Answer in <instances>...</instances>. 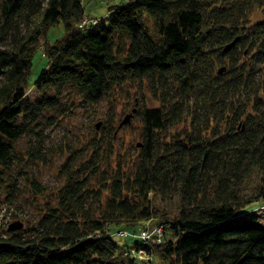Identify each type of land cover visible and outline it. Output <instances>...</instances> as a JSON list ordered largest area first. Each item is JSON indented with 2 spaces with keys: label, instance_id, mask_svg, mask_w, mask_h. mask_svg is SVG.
<instances>
[{
  "label": "trees",
  "instance_id": "obj_1",
  "mask_svg": "<svg viewBox=\"0 0 264 264\" xmlns=\"http://www.w3.org/2000/svg\"><path fill=\"white\" fill-rule=\"evenodd\" d=\"M109 11L84 24L83 0H0L1 208L20 201V181L35 200L47 191L28 166L49 161L53 113L77 105L63 108L66 91L85 108L114 107L115 90L132 83L161 102L148 107L136 92L140 149L126 176L121 162L118 174L104 167L113 125L97 124L92 154L70 153L35 222L0 226V264H264V216L254 213L264 206V0H127ZM42 37L49 63L32 100ZM147 221L160 225L149 245ZM118 232L139 240L118 245Z\"/></svg>",
  "mask_w": 264,
  "mask_h": 264
},
{
  "label": "rangeland",
  "instance_id": "obj_2",
  "mask_svg": "<svg viewBox=\"0 0 264 264\" xmlns=\"http://www.w3.org/2000/svg\"><path fill=\"white\" fill-rule=\"evenodd\" d=\"M107 1L108 0H83L85 15L89 17L88 21L104 19L107 13L109 18L112 17L113 13L109 11L110 6L127 0H113L109 2V4ZM252 16L255 19H259L256 21H260V14L257 10ZM85 19H87V17H85ZM108 19H105V22ZM25 31L26 30H23V32ZM64 32V25L59 24L49 30L47 33V40L51 43L55 42L58 38L63 36ZM45 42L46 39L42 37L37 52L33 57V66L28 78L29 86L27 87L26 93L27 97L32 100L38 98V93L34 88V84L40 74L48 67L49 63L48 57L43 54L45 51ZM126 85L127 86L124 88L115 90V96L112 97L114 107L110 105L112 104L110 103L111 101L105 100L97 108L88 109L79 104V97L74 95L71 97L68 91L64 93V98L62 100L64 105L63 108L66 107V105H70L72 102H75L77 105L72 107L73 111L71 113L68 112L64 114L62 110L53 113L57 122L52 124L51 127L45 131V134L48 135L46 145L49 150V161L44 164L33 162L28 166L30 169L29 173L34 174V177L41 185L47 188V191L45 194L37 196L38 200H35L30 187L28 186L26 188L24 186V181H20L24 193L14 208H8L7 212L11 217L18 216L22 219L21 221L27 222V224L35 222L39 208H42L45 202V196L56 192L64 184L65 176L60 172V169L67 157L70 153L72 154L76 148H83L85 151L83 156H87L89 153L92 154V148L94 147H92V143L91 146L89 145V141L91 142L94 140L95 136H101L103 134L101 127L97 128V124L99 123L101 125L108 119H110L113 125L112 133H114V135L109 139L107 150L108 148H113V152L110 155L111 157L109 156L110 159L104 167H108L109 175H114L115 172L118 174V164L121 162L123 167L121 170L119 169L120 173L123 176L128 174L132 167L133 160L139 154L140 148L138 144L140 142L142 126L134 116L129 123L122 124L123 120L127 115H131L132 113L133 103L137 101L136 92L144 94L145 99L143 105L148 107H160L161 102L153 98L150 90L147 88L139 89L132 83ZM141 104L142 103L138 106H141ZM27 143L26 140L20 141L18 143L19 149L23 150L24 147L27 148ZM106 156L108 157V151ZM250 184L252 185V181ZM170 201L171 200H161L158 198L156 200V207L160 211H169L172 213L171 210L174 207V203ZM39 202H41V205ZM18 205L21 206L20 210H18ZM2 208L0 207V210ZM254 213H258L259 216H264V206L259 209H254ZM260 219L261 223H263V219ZM154 226L151 222H148L146 227L139 232L140 238L145 239L148 245L153 243V241H158V236L155 238L154 235L160 228V225ZM119 233L125 232H118L117 235H114V241L118 245L123 246L124 244L139 240H136V238L134 239L135 235H133V238H125L122 235V237H119Z\"/></svg>",
  "mask_w": 264,
  "mask_h": 264
},
{
  "label": "built area",
  "instance_id": "obj_3",
  "mask_svg": "<svg viewBox=\"0 0 264 264\" xmlns=\"http://www.w3.org/2000/svg\"><path fill=\"white\" fill-rule=\"evenodd\" d=\"M97 22V20H95ZM89 23L88 19H85L84 24ZM8 208L3 207L0 210V226L10 227V224L12 223V217L8 214ZM161 230V229H160Z\"/></svg>",
  "mask_w": 264,
  "mask_h": 264
},
{
  "label": "water",
  "instance_id": "obj_4",
  "mask_svg": "<svg viewBox=\"0 0 264 264\" xmlns=\"http://www.w3.org/2000/svg\"><path fill=\"white\" fill-rule=\"evenodd\" d=\"M239 38H236L231 44H229L226 48H225V50H228L229 48H231L235 43H236V41L238 40ZM131 117H132V115H127L126 116V118L123 120V123L122 124H124V123H129L130 122V119H131ZM97 127H99V125H97ZM22 227V224H20V223H12L11 225H10V227H9V230L10 231H15V230H17V229H19V228H21Z\"/></svg>",
  "mask_w": 264,
  "mask_h": 264
},
{
  "label": "crops",
  "instance_id": "obj_5",
  "mask_svg": "<svg viewBox=\"0 0 264 264\" xmlns=\"http://www.w3.org/2000/svg\"><path fill=\"white\" fill-rule=\"evenodd\" d=\"M108 14V13H107ZM107 14H106V16H107Z\"/></svg>",
  "mask_w": 264,
  "mask_h": 264
}]
</instances>
